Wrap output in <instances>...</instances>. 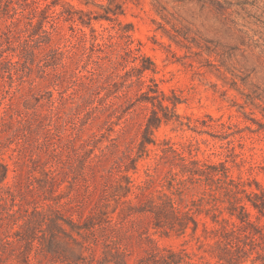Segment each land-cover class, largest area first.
Masks as SVG:
<instances>
[{"label":"trees","instance_id":"1","mask_svg":"<svg viewBox=\"0 0 264 264\" xmlns=\"http://www.w3.org/2000/svg\"><path fill=\"white\" fill-rule=\"evenodd\" d=\"M83 1L104 13L64 0H0L1 78L13 81L20 67L41 69L42 62L61 65L62 73L45 69L41 78L56 79L61 98L78 86L85 113L82 130L74 121L67 133L61 117L12 102L1 111L0 103V133L22 160L14 170L0 160V264H264L262 182L235 177L227 162L201 159L194 144L158 142L163 125L198 127L179 113L182 98L160 88L155 62L135 44L133 26L119 20L121 0ZM60 20L70 23L72 39L60 35ZM101 20L119 26L121 42L89 37L84 28L95 33L94 21ZM185 36L170 39L179 45ZM64 40L71 49H62ZM85 57L96 67L86 64L89 75H79ZM92 118L102 121L100 136L83 139ZM147 159L151 164L135 177ZM66 182L79 185L68 199ZM173 237L184 240L181 247L160 244ZM192 241L196 249L188 248ZM137 249L144 254L131 261Z\"/></svg>","mask_w":264,"mask_h":264},{"label":"rangeland","instance_id":"2","mask_svg":"<svg viewBox=\"0 0 264 264\" xmlns=\"http://www.w3.org/2000/svg\"><path fill=\"white\" fill-rule=\"evenodd\" d=\"M64 1L77 10L94 15L104 13V9L86 5L83 0ZM99 1L105 6L108 4V0ZM121 3L124 14L119 20L123 25L133 26L135 44H140L142 52L155 62L154 76L160 88L167 95L175 92L182 98L179 113L189 117L193 127H198L163 125L155 133L158 142L172 140L179 147L194 144L201 159L227 162L235 177H255L264 185V0H121ZM58 26L60 35L72 39L70 23L60 20ZM93 26L95 33L89 28L84 30L89 37L95 34L99 43L121 42L116 23L101 20L94 21ZM185 33L186 39L181 37L179 45L170 39L172 35ZM58 37L54 35L55 40ZM71 45L65 40L60 44L63 50L71 49ZM41 64L44 66V62ZM86 64H89L87 70L96 67L85 57L79 68L82 73L77 71L79 75H89L84 69ZM43 66L33 67L32 71L20 67L23 72L15 75L13 81L0 76L1 111L12 102L23 109L27 106L31 112L61 117L67 122V133H71L74 121L77 131L82 130L85 113L78 109L79 100L75 95L78 86L72 83L61 98L59 86L52 85L56 79L41 76L45 69L47 73H62L63 68ZM22 73L24 78L20 77ZM203 121L211 126L203 127ZM101 124L102 121L92 118L81 133L82 138L88 139L92 133L100 136ZM227 134H230L228 138ZM1 141L0 160L14 170L17 163H22L19 147L6 140L2 133ZM151 149L157 148L151 146ZM151 162L152 159L141 161L140 173L135 177H142ZM13 175L11 171L10 181ZM36 176L40 178L39 173ZM73 183L62 186L66 199L79 190V185L73 186ZM159 240L161 245L173 248L181 247L184 242L176 237ZM188 248L196 249V242L192 241ZM143 254L137 249L131 261Z\"/></svg>","mask_w":264,"mask_h":264}]
</instances>
